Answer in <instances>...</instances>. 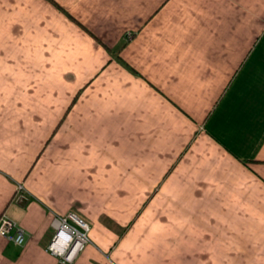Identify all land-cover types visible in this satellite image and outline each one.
Listing matches in <instances>:
<instances>
[{
  "label": "crops",
  "instance_id": "obj_1",
  "mask_svg": "<svg viewBox=\"0 0 264 264\" xmlns=\"http://www.w3.org/2000/svg\"><path fill=\"white\" fill-rule=\"evenodd\" d=\"M70 210L71 264H264V0H0V264Z\"/></svg>",
  "mask_w": 264,
  "mask_h": 264
},
{
  "label": "built area",
  "instance_id": "obj_2",
  "mask_svg": "<svg viewBox=\"0 0 264 264\" xmlns=\"http://www.w3.org/2000/svg\"><path fill=\"white\" fill-rule=\"evenodd\" d=\"M15 194L19 200L28 198L20 183L17 184ZM53 220L55 231L47 244L48 250L60 257L61 264H70L88 244L91 225L74 210L64 215L57 214ZM0 234L7 236L18 245L24 244L28 237L26 229L6 213L0 215Z\"/></svg>",
  "mask_w": 264,
  "mask_h": 264
},
{
  "label": "rangeland",
  "instance_id": "obj_3",
  "mask_svg": "<svg viewBox=\"0 0 264 264\" xmlns=\"http://www.w3.org/2000/svg\"><path fill=\"white\" fill-rule=\"evenodd\" d=\"M89 237H90V233H89ZM71 264V263H70Z\"/></svg>",
  "mask_w": 264,
  "mask_h": 264
}]
</instances>
